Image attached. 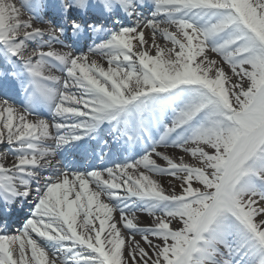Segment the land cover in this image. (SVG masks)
<instances>
[{"label": "snow or ice", "instance_id": "1", "mask_svg": "<svg viewBox=\"0 0 264 264\" xmlns=\"http://www.w3.org/2000/svg\"><path fill=\"white\" fill-rule=\"evenodd\" d=\"M105 124L143 153L48 159ZM0 144V264H264V0H0Z\"/></svg>", "mask_w": 264, "mask_h": 264}, {"label": "bare ground", "instance_id": "2", "mask_svg": "<svg viewBox=\"0 0 264 264\" xmlns=\"http://www.w3.org/2000/svg\"><path fill=\"white\" fill-rule=\"evenodd\" d=\"M6 2H8V3H12V4H14L16 7H18V8L21 7V0H6ZM20 19H21L22 21L30 20V14L28 13L27 10L21 8V17H20ZM31 22L34 24L35 27H41V28H46V27H47V25H42V24L38 23V22L35 21V20H32ZM124 22H125V23H129V24L132 23V21H130V20H125ZM166 27H169V26H168L167 24H161V29L166 28ZM169 30L171 31L172 29L169 28ZM145 40L148 42V43L145 45V48L147 49V48L150 47V48H151V52H150V54H152V55H155V51H156V47H155V46H158V47H160V48H162V49H167V48H170V47H171V43H170V41L165 40L161 35H157L156 38H155V41H153V38H152V34H151V30H150V29H145ZM153 44H155V46H153ZM91 45H92V44H88L86 47L77 48L76 50H77V51H87V48H88L89 46H91ZM53 48H54L55 50H58V51H66V50H67V49H62L59 45H53ZM43 50H44V51H47L48 49L45 48V49H43ZM210 55H211L212 58H216V57H215V54H210ZM90 58H91V59H96L98 62H100V63L104 64L105 66H107V65H106V58L103 57L102 55H93V56H91ZM52 73L55 74V75H61V73H59L56 69H53V70H52ZM229 74H230V73H229ZM18 106H19V105H18ZM45 106H46V105H45ZM41 115L44 116L43 118H47V117L50 115L47 106L44 107V109H43L42 112H41ZM31 118H32V119H35L36 116H33V117H31ZM153 136H154V133H153ZM158 137H159V133L156 132V134H155V138L158 139ZM48 143H51V142H48ZM5 148H6V145L0 144V163H5V166H10V162H11L12 160H14V156H12L11 154H8V155L5 157V156L3 155V154H4V151H5ZM143 150H144V147H143L140 151H138V152H136L135 154H133L132 159H133V158H138V156H139L140 154L143 153ZM177 152H179V150H170V151H169V154H174V153H177ZM180 154L182 155V153H180ZM57 156H58V155H57ZM57 156H56L55 158H53V157H48V159L52 160V163L55 164V163H57ZM125 159H128V158H127V157H119L118 159L115 158V159H113V160L111 161V163H109V164H107V165H108V166H111L113 163H121V162H123ZM193 161L195 162V165H196V166H199L198 163H197L195 160H193ZM158 162H159V161H158ZM42 163H43V161H42ZM104 164H105V163L93 164V165H96V166H103ZM193 164H194V163H193ZM156 178L159 179L160 182H161L166 188L168 187V182H169V180L171 179L170 177H167V176H164V177H156ZM102 199H103V197H102ZM24 208H25V211H24L23 215H24V217L26 218L27 215L29 214L30 210H31V206L29 205V206H26V207H24ZM114 215H116L117 218H118V213H115ZM137 215H138L142 220H144V224H145V225L151 220V217H147L146 214H144V213H138ZM23 221H24V220H19L18 218H12V219H11V222H10V225H9L10 230H11V229H15V228H13L14 225H17L18 227H20L21 224L23 223ZM96 226L98 227V221L96 222ZM142 226H144V225H142ZM78 230H79V229H78ZM122 231H124V234H125V235H128V233H127L126 230H123V229H122ZM135 239H136V240H141V236H140L139 234H137V235L135 236ZM141 242H142V241H141Z\"/></svg>", "mask_w": 264, "mask_h": 264}, {"label": "rangeland", "instance_id": "3", "mask_svg": "<svg viewBox=\"0 0 264 264\" xmlns=\"http://www.w3.org/2000/svg\"><path fill=\"white\" fill-rule=\"evenodd\" d=\"M185 159L188 161V162H190V163H194L195 164V162L190 158V157H185Z\"/></svg>", "mask_w": 264, "mask_h": 264}]
</instances>
